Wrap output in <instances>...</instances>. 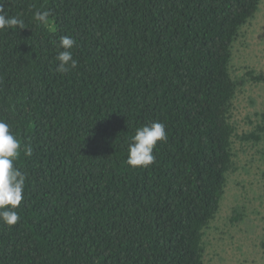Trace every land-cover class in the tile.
Segmentation results:
<instances>
[{
	"label": "trees",
	"instance_id": "obj_1",
	"mask_svg": "<svg viewBox=\"0 0 264 264\" xmlns=\"http://www.w3.org/2000/svg\"><path fill=\"white\" fill-rule=\"evenodd\" d=\"M261 1L0 0L25 24L0 31V119L26 173L19 221L0 223V264H205L234 141L262 146L264 161V109L238 131L247 80L231 71ZM65 35L78 63L60 73ZM153 121L167 140L152 165L129 166L130 137Z\"/></svg>",
	"mask_w": 264,
	"mask_h": 264
},
{
	"label": "rangeland",
	"instance_id": "obj_2",
	"mask_svg": "<svg viewBox=\"0 0 264 264\" xmlns=\"http://www.w3.org/2000/svg\"><path fill=\"white\" fill-rule=\"evenodd\" d=\"M231 71L246 77L234 102L238 131L251 129L264 109V0L240 29L233 45ZM252 72L251 75L247 74ZM262 75L257 81L255 77ZM262 146L235 140L234 169L228 176L220 209L204 231L205 264H264V161Z\"/></svg>",
	"mask_w": 264,
	"mask_h": 264
},
{
	"label": "clouds",
	"instance_id": "obj_3",
	"mask_svg": "<svg viewBox=\"0 0 264 264\" xmlns=\"http://www.w3.org/2000/svg\"><path fill=\"white\" fill-rule=\"evenodd\" d=\"M49 12L37 11L34 20L42 25L49 23ZM9 28H25L24 20L17 16H8L4 12L3 4H0V31ZM75 46V40L70 36L59 37L56 44V60L59 63L55 71L66 73L70 68L77 67V60L73 59L71 49ZM62 49V50H61ZM167 140L165 125L160 121L137 128L135 134L130 137L128 144L127 163L131 167L147 168L155 162L154 148L158 142ZM21 152V141L12 133L10 125L0 119V223L9 227L19 221L17 209L23 200V192L26 184V173L15 166ZM26 155H31V148L25 149Z\"/></svg>",
	"mask_w": 264,
	"mask_h": 264
}]
</instances>
